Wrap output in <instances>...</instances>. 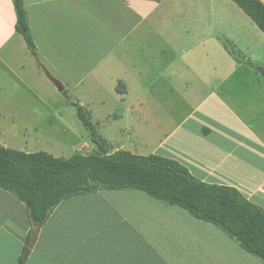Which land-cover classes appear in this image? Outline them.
Here are the masks:
<instances>
[{
  "label": "crops",
  "instance_id": "0c3cea01",
  "mask_svg": "<svg viewBox=\"0 0 264 264\" xmlns=\"http://www.w3.org/2000/svg\"><path fill=\"white\" fill-rule=\"evenodd\" d=\"M191 1L23 0L37 60L16 30L14 0H0V72L5 77L0 80L1 146L7 147L12 130L38 129L28 122L35 118L19 111L28 98L44 101L36 93L28 97L27 88L39 85L38 78L59 83L63 92L85 85L125 87L128 73L135 79L173 46L175 53L188 52L176 51L175 40L181 45L189 36V22L224 24L231 41L222 46L229 56L221 65L227 102L219 90L196 99V110L160 143L156 152L162 154L152 155L180 162L204 183L235 188L264 210V33L231 0ZM198 6L199 18H189L188 8ZM232 46L244 58H236ZM184 71L170 81L164 75L169 94L176 93L173 82L182 80ZM33 75L34 81L25 80ZM124 89L120 95L127 93ZM34 228L26 205L0 188V264H19ZM25 264L264 263L219 228L179 207L140 191L100 190L56 207L38 230Z\"/></svg>",
  "mask_w": 264,
  "mask_h": 264
},
{
  "label": "rangeland",
  "instance_id": "374dc122",
  "mask_svg": "<svg viewBox=\"0 0 264 264\" xmlns=\"http://www.w3.org/2000/svg\"><path fill=\"white\" fill-rule=\"evenodd\" d=\"M194 16L199 18V6L188 8V17ZM197 22H189V36L182 40L181 45L179 40H175L179 46L176 51L186 49L188 52L180 55L173 52V46L171 53L155 57L150 70L141 71L135 79L133 73H128V86L123 82L127 92L124 95L119 92L125 90L122 85L119 86L121 89L118 85L112 88L85 85L60 92L55 83L46 84L38 78L39 85L27 88L28 97H34L36 93L44 101L36 97V100L28 98L19 109L20 113L35 118L28 122L36 124L38 129L22 134L12 130L6 137L5 148L28 154L46 152L55 158L66 159L78 153L84 156L97 154L99 150L92 141L90 131L77 116L74 104L79 103L91 113L98 132L110 145L111 154L117 151H129L139 156L162 154V151L156 152L160 143L170 130L196 110V99L206 98L219 90L227 102L228 82L221 65L229 59L222 47L231 44L227 37L229 26ZM231 51L235 52L236 58H244L243 51L234 46ZM170 64L172 68L167 69ZM216 67L220 69L217 72ZM183 70L182 80L173 82L176 93L169 94V77ZM35 76L25 80L34 81ZM3 78L0 72V80ZM11 78L16 79L14 76ZM138 114H142L140 121ZM193 123L190 122V125L193 126ZM186 127L191 128L189 125Z\"/></svg>",
  "mask_w": 264,
  "mask_h": 264
},
{
  "label": "trees",
  "instance_id": "16d2710c",
  "mask_svg": "<svg viewBox=\"0 0 264 264\" xmlns=\"http://www.w3.org/2000/svg\"><path fill=\"white\" fill-rule=\"evenodd\" d=\"M264 33V5L259 0H231ZM16 30L31 54L38 52L23 0H14ZM120 88V87H119ZM121 89V88H120ZM122 91H119L123 93ZM77 116L90 131L99 152L55 158L46 152L28 154L0 145V188L23 202L35 228L29 233L19 264H25L38 230L64 200L100 190L143 192L166 205L179 207L193 218L222 230L241 248L264 263V210L237 189L211 185L194 177L180 162L159 155L139 156L129 151L110 153L91 113L75 103Z\"/></svg>",
  "mask_w": 264,
  "mask_h": 264
},
{
  "label": "water",
  "instance_id": "95a60500",
  "mask_svg": "<svg viewBox=\"0 0 264 264\" xmlns=\"http://www.w3.org/2000/svg\"><path fill=\"white\" fill-rule=\"evenodd\" d=\"M261 72H263L261 69H259ZM56 84V86H57V88H58V90L60 91V92H63L64 91V88L59 84V83H55Z\"/></svg>",
  "mask_w": 264,
  "mask_h": 264
}]
</instances>
